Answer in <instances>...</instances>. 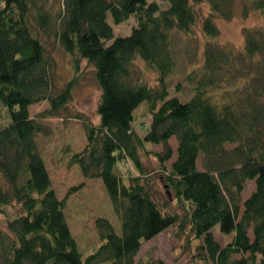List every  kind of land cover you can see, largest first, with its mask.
<instances>
[{
  "label": "trees",
  "instance_id": "trees-1",
  "mask_svg": "<svg viewBox=\"0 0 264 264\" xmlns=\"http://www.w3.org/2000/svg\"><path fill=\"white\" fill-rule=\"evenodd\" d=\"M194 1L0 0V104L8 115L0 123V264H162L159 257L133 260V254L142 239L186 221L210 264H264V21L242 25V44L235 46L215 39L214 20L229 17L235 1L245 14L264 10V0H205L199 18L204 42L184 73L191 92L182 98L167 94L166 74L175 64L174 32L186 33L196 20ZM107 12L113 21L133 12L136 23L114 33ZM42 37L63 47L74 70L84 58L99 89L98 121L83 120L86 140L68 160L83 177H100L119 223L115 230L98 214L97 244L83 256L63 210L83 180L56 193L35 140L46 125L28 112V102L42 98L49 102L42 112H58L77 74L53 82L55 59ZM136 55L152 68L154 82L136 76ZM143 98L150 116L140 133L132 127V108ZM147 141L161 143L148 151L184 205L181 217L158 206L142 174L139 149L146 150ZM125 158L134 166L126 178L115 168ZM249 178L253 187L241 198ZM214 222L231 231L223 243L213 236Z\"/></svg>",
  "mask_w": 264,
  "mask_h": 264
},
{
  "label": "rangeland",
  "instance_id": "rangeland-1",
  "mask_svg": "<svg viewBox=\"0 0 264 264\" xmlns=\"http://www.w3.org/2000/svg\"><path fill=\"white\" fill-rule=\"evenodd\" d=\"M164 5L167 0H157ZM192 8L195 13V22L186 33L175 31L172 38V53L174 54V67L166 75L167 94L173 93L182 98L188 97L191 92V83L186 79L185 72L198 58L200 48L204 42L202 30H200V17L207 10L205 0L192 2ZM106 18L112 25L114 33L128 32L132 23H136L134 13H129L120 21H113L109 12ZM218 33L215 37L218 41L231 43L235 46L242 44V25L260 24L264 21V10L256 8L250 9L247 13H241L238 1L233 4V10L229 17H214ZM45 46H47L55 59L52 80L56 85L61 84L69 74L76 73L77 77L73 83L70 99L60 107L56 113L42 112L41 110L49 106L46 99H38L28 102V112L34 114L43 124L46 125L45 132L35 134L36 146L44 159L45 167L49 172L53 188L58 195L64 192V188L69 183L83 180V184L66 197L64 204L65 219L69 224V230L72 233L77 247L83 256L88 250L97 244L99 231L94 222V218L100 214L109 218L118 230L119 219L111 206L109 197L106 195L99 176L83 177L79 166L75 161H69L68 155L73 150H78L83 146L86 140L84 133L83 120L90 122L98 121V114L95 111L96 99L99 89L95 78L92 75V67L80 58L78 69L74 70L68 54L63 50L59 43L48 37H42ZM134 72L141 80L154 82L155 75L152 68L144 60L136 55L133 60ZM146 99L139 100L133 109L132 127L143 132L148 124L150 112L146 108ZM41 111V112H40ZM8 119L4 105L0 104V123ZM172 146L171 157L175 155L176 140L174 135L168 138ZM159 142H145V149L140 148V158L145 166L143 172L148 177L150 184L154 187V195L158 206L166 211H176L181 217L184 209L182 202L172 195L168 184L162 179V170L160 163L157 162L153 152L149 148L160 149ZM201 152L195 157L196 165L202 166ZM164 161L168 164L171 159ZM124 178L128 172L134 171V166L127 158L118 160L115 166ZM252 178L245 179L243 182L241 198L249 193L253 187ZM165 200V201H163ZM242 204H240V208ZM7 210L9 208L7 207ZM4 213L0 212V224L3 225ZM4 226V225H3ZM213 236L218 242L223 243L229 239L231 231L223 232L219 229L216 222L211 225ZM249 231V230H248ZM250 233V232H249ZM200 237L192 235V231L187 221L179 227L177 222L168 224L163 229L153 233V235L142 239L136 252L133 254V260H141L145 257H159L162 264H210V259H206L196 244ZM246 252V251H245ZM238 255V252H233ZM253 264H256L254 262Z\"/></svg>",
  "mask_w": 264,
  "mask_h": 264
}]
</instances>
